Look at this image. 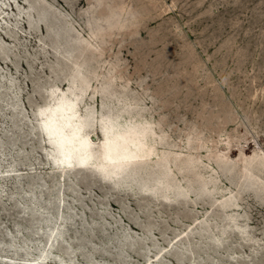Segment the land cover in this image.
Returning a JSON list of instances; mask_svg holds the SVG:
<instances>
[{"label":"rangeland","instance_id":"obj_1","mask_svg":"<svg viewBox=\"0 0 264 264\" xmlns=\"http://www.w3.org/2000/svg\"><path fill=\"white\" fill-rule=\"evenodd\" d=\"M44 252L264 264V0H0V264Z\"/></svg>","mask_w":264,"mask_h":264},{"label":"bare ground","instance_id":"obj_2","mask_svg":"<svg viewBox=\"0 0 264 264\" xmlns=\"http://www.w3.org/2000/svg\"><path fill=\"white\" fill-rule=\"evenodd\" d=\"M61 107L62 106H60V108ZM60 116H64V114H61ZM47 122H49V123L47 124ZM47 122L44 124L45 130H48L49 126H53V125H55V127L57 128L55 133L47 132V134L49 135L50 141H51L50 142L51 146L53 148H55L56 150L59 149V152L62 155V157L60 158L61 162H63L66 158L68 160L69 155H71V153H70L71 151H69L70 148L66 149L63 147H59L58 145H56V143L60 141V138H62L63 142L69 141L70 138L63 134V132H62L63 127L61 125H59L55 121H47ZM65 122L69 123V120H65ZM59 128H61V129H59ZM129 133H131V134H128V133L122 132V131H116L114 133H110L111 135H114V137L108 138L106 143H109L111 140H113V143H111V144L104 143V146H105L104 154L107 157H109V159L116 157V158H124L125 160H129V159H132L135 157L134 149H131L128 153H125V150H124L125 148L127 149L126 145H127V142H129V135H131L133 138L137 136V131H132ZM80 142L83 143L84 145H88L86 138H84V139L81 138ZM131 142H134V140H132ZM120 146H122L121 149H123V150H121V149L119 150ZM104 154H103V156H104ZM84 160L85 159L83 157H78V163L76 166V168L78 170L85 168ZM71 165H72L71 161L68 164H64V165H61L59 163V165H57L56 168L70 169ZM50 240H51V245H54L55 242L53 241V238H50ZM48 255H49L48 252H44L40 257L38 264H44Z\"/></svg>","mask_w":264,"mask_h":264}]
</instances>
